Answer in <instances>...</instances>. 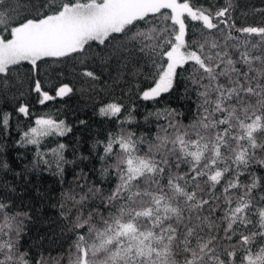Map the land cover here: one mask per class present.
Wrapping results in <instances>:
<instances>
[{
  "label": "snow or ice",
  "instance_id": "snow-or-ice-1",
  "mask_svg": "<svg viewBox=\"0 0 264 264\" xmlns=\"http://www.w3.org/2000/svg\"><path fill=\"white\" fill-rule=\"evenodd\" d=\"M237 8L235 0H0V94L26 80L40 105L62 100L74 88L55 81L71 64L93 86L105 72L114 85L132 77L143 101L183 88L191 114L184 123L176 109H157L145 117L155 118L154 135L121 128L74 160L64 143L41 150L71 127L35 118L19 142L35 156L17 175L47 170L63 185L73 166L53 205L56 254L21 250L33 216L13 214L9 201L29 189L5 183L0 264H264V24L238 25ZM15 111L30 115L27 103ZM123 111L113 100L98 115ZM11 119L0 112V130ZM131 122L130 113L121 121Z\"/></svg>",
  "mask_w": 264,
  "mask_h": 264
},
{
  "label": "trees",
  "instance_id": "trees-1",
  "mask_svg": "<svg viewBox=\"0 0 264 264\" xmlns=\"http://www.w3.org/2000/svg\"><path fill=\"white\" fill-rule=\"evenodd\" d=\"M218 2L223 4L224 0H218ZM235 3L238 5L234 13L238 25L264 24V13L254 11L255 9H264V0H235ZM71 69L72 65L69 64L64 75L59 78V81H55L68 83L74 88V93L62 100L58 99L48 102L46 105H40L37 103L36 94L34 92L29 94L26 80L22 88L17 86L19 91L17 88H13L6 94H0V112L12 113L7 132L0 130V160L7 161L10 168L8 171L0 170V189L5 183L14 184L21 190L29 189L23 201L18 196H14L9 203L14 202L15 206L11 209L13 214L17 211H29L31 209L30 214L33 219L31 222H26V228L20 241L21 250L28 251L31 249L30 254L46 249H51L52 254H56L57 245L52 243V229L49 227L58 218V210L53 205L57 203L61 192L69 186L73 179L72 165L67 166L64 177L66 183L63 185L59 183V177L47 170L29 171L23 178L17 175L23 173L26 166L30 169V162L35 156L34 146H21L19 143L23 132L34 126L35 118L51 115L56 119L64 120L71 127L72 131L67 135L48 137L41 146V150L47 152L49 148L56 147L57 143L66 144L65 156L68 160H74L81 155L87 156L94 141L104 139L109 133H119L121 128L136 132L137 135L148 137L154 135L158 130L157 122L155 118L146 121L145 117L157 109H176L177 112L183 114L180 119L184 123H188L191 119L189 102L184 98L183 88L175 94H165L159 103H153L152 101H143L140 98L135 87L137 81L132 77L127 78V83L121 82L119 85H114L107 78L108 74L105 72L101 81L93 86L92 83H85L82 79L75 77ZM97 71L99 74V69ZM42 80L46 87H50L53 83L43 76ZM143 86V84L140 85L141 88ZM21 91L24 93L23 96H20ZM113 100L124 105L125 111L121 113L120 117L105 118L99 116L100 105ZM20 103L29 105L30 115L28 117L15 111ZM129 113L132 122L122 124L121 121L128 118ZM80 120L87 121V125H81ZM79 167H84V165H79ZM258 174L264 175V171H260ZM59 231V228H55L57 236H59ZM62 240L63 238H61ZM41 246L43 247L41 248Z\"/></svg>",
  "mask_w": 264,
  "mask_h": 264
}]
</instances>
